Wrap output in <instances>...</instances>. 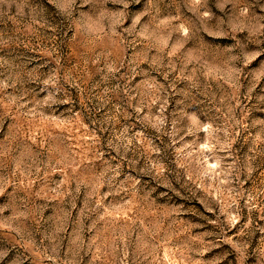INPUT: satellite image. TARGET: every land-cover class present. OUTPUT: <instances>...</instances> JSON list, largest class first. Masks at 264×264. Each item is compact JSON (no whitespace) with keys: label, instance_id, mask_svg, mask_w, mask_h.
Masks as SVG:
<instances>
[{"label":"rangeland","instance_id":"1","mask_svg":"<svg viewBox=\"0 0 264 264\" xmlns=\"http://www.w3.org/2000/svg\"><path fill=\"white\" fill-rule=\"evenodd\" d=\"M0 264H264V0H0Z\"/></svg>","mask_w":264,"mask_h":264}]
</instances>
